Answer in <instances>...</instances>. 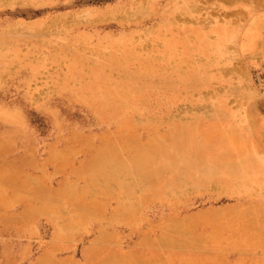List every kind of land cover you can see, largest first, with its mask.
<instances>
[{
	"label": "rangeland",
	"instance_id": "rangeland-1",
	"mask_svg": "<svg viewBox=\"0 0 264 264\" xmlns=\"http://www.w3.org/2000/svg\"><path fill=\"white\" fill-rule=\"evenodd\" d=\"M130 1L0 0V153L23 167L27 179H32L31 185L35 179L41 184V179L56 189L65 178L64 172L57 171L48 158L55 149L73 143L70 134L94 136L107 128L114 129L99 119L93 105L99 99L111 102L115 92L139 94L136 103L150 107L135 113L139 125L173 120L180 125L195 122L198 112L194 109L209 105L216 98L225 100L222 113L233 115L234 129L250 125L249 117L255 111L264 115V0L227 4L226 13L241 11L240 19H221V24L231 30L230 36L219 38L213 33L201 49L197 47L200 40L197 42L190 29L194 28L192 21L182 22L181 27L186 28L178 29L151 26L153 21L149 23L148 19L140 21L152 16L154 8L161 14L164 9L158 4H152L151 10L149 3L136 12L132 21L122 14L102 16L117 4L122 7ZM213 1L216 0H209ZM224 12L219 9L213 14ZM61 17L64 20L60 21ZM49 20L56 21L51 25ZM182 31L188 41L165 44V40L183 36ZM99 80L105 81L106 86ZM172 94L174 98L170 97ZM238 99H244L248 106L235 109L232 105ZM245 116H249L246 123ZM200 124L198 136L224 125L213 124L212 120ZM139 131L145 134L143 129ZM213 135V139L219 136ZM24 154L38 166H29L27 158L20 159ZM12 189L8 186L7 191H0L5 198H15ZM235 202L221 188L195 189L182 193L173 208L154 203L145 206V220L139 225L144 229L147 222L158 225L162 218L181 219L196 212L206 217L212 210ZM42 204L43 199L36 197L26 205L17 199L0 207V264H38L45 255L83 260L84 250L98 238L96 216H84V225L68 233L66 221L79 201L64 206L67 213L58 221L45 210L38 214L34 211ZM111 204L115 207L116 200ZM30 211L32 214H28ZM215 213L221 217L222 213ZM109 224L108 231L116 235L121 249L129 248L138 239L131 224Z\"/></svg>",
	"mask_w": 264,
	"mask_h": 264
},
{
	"label": "bare ground",
	"instance_id": "bare-ground-1",
	"mask_svg": "<svg viewBox=\"0 0 264 264\" xmlns=\"http://www.w3.org/2000/svg\"><path fill=\"white\" fill-rule=\"evenodd\" d=\"M1 1L7 3L10 0ZM218 1L132 0L122 7L117 4L104 11L102 16L122 14L132 21L136 12L149 3L151 10L152 4H158V8L168 10V13L163 10L160 14L154 8L152 16L140 21L148 19L149 23L153 21L151 26L167 29L186 28L181 27L182 22L192 21L194 28L190 29L197 42L200 40L197 47L201 49L207 36L213 33L219 38L230 36L231 30L221 24V19L222 22H236L241 17V11L230 15L225 8L227 4L241 0ZM177 2L181 4L178 6ZM219 9L225 10L223 15H214L213 12ZM102 16L98 17L102 19ZM55 21L49 20V23L54 25ZM184 34L182 31L183 36L165 40V44L188 41ZM99 83L106 86L103 80ZM115 94L111 102L99 99L93 105L99 119L114 129L107 128L94 136L74 132L70 134L73 143L50 154L48 160L54 163L57 171L65 174L56 189L41 179V184L35 179V184L31 185L32 179H27L23 167L14 165L13 159L7 160L0 153V188L5 192L8 186H13L16 196L5 198L0 191L1 208L3 203L6 206L12 200H21L26 205L40 197L43 204L34 211L38 214L45 210L58 221L67 213L63 207L77 200L79 206L70 211L66 232L82 227L86 215H94L98 220V238L84 250L83 260L45 255L38 264H264V115L255 111L248 116L250 125L234 129L233 115L222 113L225 100L216 98L209 105L194 109L198 112L195 122L180 125L173 120L139 125L135 113L150 107L136 103L139 94ZM170 97L174 98V94ZM232 106L242 110L248 105L244 99H238ZM248 117L245 116V123ZM204 120L224 125L198 136L202 129L200 122ZM164 124L167 126L159 127ZM140 129L145 131V136L141 135ZM216 133L219 136L213 139L212 135ZM24 158L30 160L29 166H38L31 156H20V159ZM10 165L13 170L8 168ZM218 188L232 195L236 202L227 208L212 210L207 218L196 212L181 219L162 218L158 225L147 222L141 229L139 224L145 220L142 210L150 203L173 208L184 192ZM113 199L116 200L115 207L111 206ZM215 212L222 213L221 217L215 216ZM109 221L131 224L137 232L136 242L121 249L116 235L108 231Z\"/></svg>",
	"mask_w": 264,
	"mask_h": 264
}]
</instances>
